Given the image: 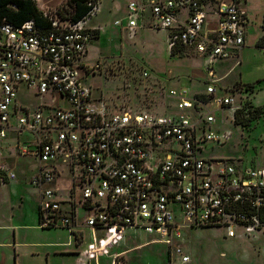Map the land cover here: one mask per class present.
<instances>
[{"label":"built area","instance_id":"obj_1","mask_svg":"<svg viewBox=\"0 0 264 264\" xmlns=\"http://www.w3.org/2000/svg\"><path fill=\"white\" fill-rule=\"evenodd\" d=\"M101 1L88 0L76 22L46 15L47 27L0 20V183L16 178L2 146L15 132L14 156L37 161L29 183L39 192V226L66 228L74 237L82 227L102 234L97 250L79 252L76 264L137 230L172 244L186 230L217 228L228 238L258 235L264 250V167L206 156L208 144L228 139L214 129L216 111L229 109L233 122L240 109L236 90L217 96L222 76L215 65L240 62L248 24L244 0H129L123 17L113 21L132 34L144 24L164 30L170 50L203 58L205 93H174L177 110L168 114L111 108L92 95L84 78L101 62L86 59L99 32L88 21ZM21 88L42 100L21 102ZM64 171L62 195L57 182ZM189 260L180 255V264Z\"/></svg>","mask_w":264,"mask_h":264},{"label":"rangeland","instance_id":"obj_2","mask_svg":"<svg viewBox=\"0 0 264 264\" xmlns=\"http://www.w3.org/2000/svg\"><path fill=\"white\" fill-rule=\"evenodd\" d=\"M129 0H103L100 10L90 18L89 25L101 26V34L88 50L87 62H101L100 69L84 78L92 89V95L105 102L111 108L129 107L134 111L143 110L151 113L168 114L175 112L178 100L176 92L205 90V72L203 61L190 51L171 53L167 45V32L154 30L148 26L139 27L134 34L118 29L113 25L116 17L125 14ZM38 9L48 17L64 16L67 0H35ZM264 4V0H259ZM257 12L250 28L257 30ZM251 18V16H250ZM252 19V18H251ZM258 31V30H257ZM252 58L253 55H251ZM234 60L223 59L216 63L217 76L222 78L215 84L219 90L217 96H223L235 80L253 82L264 71L245 70L240 76V67L231 70ZM241 86H233V90ZM30 91V90H29ZM21 102L29 105L40 102L39 97H28L27 91L21 88ZM33 93L32 91H30ZM23 94V95H22ZM236 95V94H234ZM240 109L236 110L238 118H251L255 106L248 102L243 93L237 94ZM264 104V88L257 96ZM44 96L43 99H45ZM63 107L69 104L59 99ZM215 108V105H212ZM217 123L214 129L217 134L228 135L224 142L208 144L206 156L211 158L232 159L242 166L264 167V113L259 119H253L248 126L231 121V111H216ZM242 120V119H241ZM13 149L10 148V152ZM16 166L17 178L2 186L0 184V223L20 225L18 236V264H72L74 258L61 256L53 252L62 249L61 242L69 241L66 228L41 229L36 226L35 204L38 200V189L29 183L30 174L36 170L37 161L30 156H22L12 161ZM68 173L62 172L57 185L62 191L67 185ZM63 195L64 192L62 191ZM23 225V226H21ZM5 231V230H4ZM0 231V239L6 237ZM84 249L91 247L94 251L102 239L100 231L84 230ZM52 243L50 247H33L31 243ZM55 244V245H54ZM50 252V263L42 251ZM38 251V255L36 254ZM121 253L112 257V254ZM13 250L7 246L0 247V264H17L11 255ZM188 255L186 264H264V250L261 237L251 234H238L228 238L222 229L194 228L186 230L181 239L172 244L162 241L149 230L129 231L127 239L113 244L102 254H95L89 264H180V255Z\"/></svg>","mask_w":264,"mask_h":264},{"label":"crops","instance_id":"obj_3","mask_svg":"<svg viewBox=\"0 0 264 264\" xmlns=\"http://www.w3.org/2000/svg\"><path fill=\"white\" fill-rule=\"evenodd\" d=\"M101 5H102V2H101ZM101 5H100V7H101ZM242 6L246 10L247 15H248V24L246 26L245 43H244L243 48L240 51V62L236 65L232 64V66L228 69V71H229L232 68H234L235 66H239L240 67L239 79H240L241 74L243 72H245V70H247V69H251V70H254L256 72L258 70H259V72L264 71V4L259 3V0H244V2L242 3ZM257 12H261V16L256 18V21H257L256 25H257L258 31L257 30L255 31L253 28H250V26H251V23L253 22L254 16L256 15ZM250 16L252 19L250 18ZM121 17H123V16H121ZM121 17H116L115 19L121 18ZM88 26L98 28V30H99L97 36L89 44V46H90L95 40H97L99 38V36L101 34V26L89 25V24H88ZM143 26H147V25L144 24ZM116 27L120 30L121 29L126 30L124 27H118V26H116ZM139 27H142V25ZM89 46L87 48V55H88ZM187 51H189V50H187ZM87 55H86V57H87ZM251 55H253L254 58H252ZM195 56L200 57L203 61V58L201 56H199V55H195ZM203 65H204V63H203ZM205 78H206V76H205ZM205 78H204V80H205ZM238 85L241 87H240V89H235L237 92H235V90H234V92L236 94V95H234L235 98L240 97L237 94L243 93V96L246 97V99L248 100V102L250 104H252L255 107H257V106L262 107L264 110V104L259 102L257 100V97H256L259 93H261V91L264 88V74L258 75L256 77V80H254L253 82H243V81H239L237 79L230 86L227 87L228 90L223 89L222 92H224V95H225V94L233 91V89H232L233 86H238ZM247 86H249V87H247ZM204 93H205V90L204 91H194L192 94L202 95ZM263 113H264V111H263ZM259 118H257V119H259ZM15 136H16L15 132H10V134L8 135V138L3 140L2 146H3V154H4V156H6V160H7L8 164L10 165V167L15 171L16 178H17L16 166L12 161L15 159L21 158L22 156H14V147H15V143H16ZM10 148L13 149L12 152H10ZM253 166H255V165H253ZM34 172L35 171H33L30 174L29 178L31 177V175ZM10 182L11 181L0 183V184H2V186H5L6 184H8ZM38 201H39V194H38V200L35 204V211H36L35 217H36V223H37L35 227L41 228V229H50V228H42L38 224ZM21 226H23V225H21ZM19 227H20V225H19ZM19 227H18V225H15L13 223H9L8 225H6V223H4V222L0 223V231L6 232V234H8V235H6V237L4 239H0V247L1 246H7V247L11 248L13 250L11 258H13V262L16 261L17 264H18V253H17V251H18L19 244H21V242L19 241V236H18V232H17ZM84 230L87 231V230H89V228L82 227V228L78 229V231H75L76 232L75 234H77L75 237L73 234H71V235L69 234V241H67L65 243L64 242L55 243V244H61L60 246L62 249L58 250V252L56 251L53 253H55L57 255H61V256L73 257L74 262L72 264H76L78 261L77 254L86 249V248L85 249L83 248L84 242H85ZM126 239H127V237H126ZM31 245L33 247H43V246L50 247V245H53V244L52 243L33 242V243H31ZM38 254H39L38 251H36L35 255H38ZM42 254L45 255V259H47L48 263H50V261H49L50 256H51L50 252L45 250V251H42ZM117 254H121V253L120 252L119 253L114 252L112 254V257H115V255H117ZM83 264H89V262H85Z\"/></svg>","mask_w":264,"mask_h":264},{"label":"trees","instance_id":"obj_4","mask_svg":"<svg viewBox=\"0 0 264 264\" xmlns=\"http://www.w3.org/2000/svg\"><path fill=\"white\" fill-rule=\"evenodd\" d=\"M87 1L88 0H67V7L64 8L66 16L64 17L71 22H76L81 19L89 8ZM2 19L14 25H20L27 20H33L39 26H49L47 17L38 9L35 0H0V20ZM182 51L176 49L171 50V53L174 54L175 52L179 53ZM250 111L252 112L251 118H247L243 121L244 118H238L237 113H235L234 121L236 123H241L242 126H248L253 119L259 118L264 110L262 107L257 106Z\"/></svg>","mask_w":264,"mask_h":264}]
</instances>
